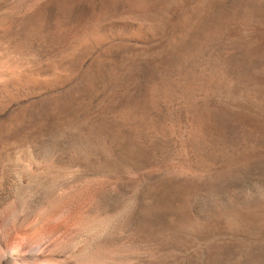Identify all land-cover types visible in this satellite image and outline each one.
<instances>
[{"label": "rangeland", "instance_id": "obj_1", "mask_svg": "<svg viewBox=\"0 0 264 264\" xmlns=\"http://www.w3.org/2000/svg\"><path fill=\"white\" fill-rule=\"evenodd\" d=\"M18 202L64 264H264V0H0Z\"/></svg>", "mask_w": 264, "mask_h": 264}, {"label": "bare ground", "instance_id": "obj_2", "mask_svg": "<svg viewBox=\"0 0 264 264\" xmlns=\"http://www.w3.org/2000/svg\"><path fill=\"white\" fill-rule=\"evenodd\" d=\"M22 203L0 207V264H64L61 221L51 217L37 226L28 225L29 211ZM89 257L73 253L66 263L93 264Z\"/></svg>", "mask_w": 264, "mask_h": 264}]
</instances>
